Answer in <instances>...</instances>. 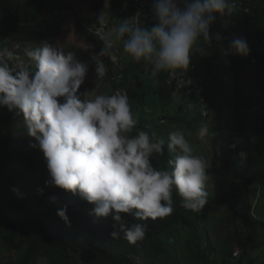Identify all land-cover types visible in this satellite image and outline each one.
I'll list each match as a JSON object with an SVG mask.
<instances>
[{
	"label": "trees",
	"instance_id": "16d2710c",
	"mask_svg": "<svg viewBox=\"0 0 264 264\" xmlns=\"http://www.w3.org/2000/svg\"><path fill=\"white\" fill-rule=\"evenodd\" d=\"M69 7L65 0H0V50L42 42L58 45L67 30L69 14L65 13ZM103 10L104 0L91 7V13ZM121 15L118 13L113 20L112 29L119 24ZM82 16L76 12L79 34L101 50L102 41L85 26ZM215 33H220L223 40L213 39L211 45H206L201 38L198 45L203 51L193 49L187 70L162 71L156 78L151 76L149 61H133L122 47L118 66L104 60L106 79L114 90L123 88L129 94V104L138 120L131 134L143 130L165 141L163 155L154 153L151 157L157 170H170L168 160L175 157L167 148L172 120L191 104L199 105L203 119L216 111L219 118L227 120V128L229 116L224 117L223 108L255 115L264 109L259 106L264 102V0H236L230 14H216L210 27V34ZM236 38L248 42L247 55L232 48ZM25 66L35 70L29 61ZM252 70L254 79L247 75ZM173 74L183 79L182 87L171 82ZM247 79L254 86L248 90L261 89L262 97L246 95L249 91L239 87ZM230 81L238 84V92L245 97L236 102L228 100ZM259 100V107H255ZM149 102L162 110L154 125L144 113ZM172 107L173 115L169 113ZM259 120L246 124L238 134L213 130L214 163L229 178L218 188L206 185L208 203L200 212L185 209L174 189L173 212L169 216L136 221L122 214L128 223L147 225L145 238L133 245L123 233L117 238L110 235L114 230L111 216L104 222L102 217L89 215L90 203L78 194L45 186L50 179L46 161L38 146H30L37 142L27 134L23 115L0 107V264H38L40 260L50 264H252L249 259L257 248L256 240L264 235V124L260 125ZM38 171L44 172L43 194L26 212H12L10 207L16 200L3 196L4 187L18 181L17 173L26 176ZM65 207L70 224L57 215Z\"/></svg>",
	"mask_w": 264,
	"mask_h": 264
},
{
	"label": "clouds",
	"instance_id": "9594fccd",
	"mask_svg": "<svg viewBox=\"0 0 264 264\" xmlns=\"http://www.w3.org/2000/svg\"><path fill=\"white\" fill-rule=\"evenodd\" d=\"M109 7L110 0H104V9ZM235 7L236 0H153L157 20L153 26L141 27L124 19L110 32L104 31L108 15L102 11L95 35L103 47L92 56L98 79L107 73L102 58L117 59L112 38L123 41V51L133 61H149L153 78L162 71L187 70L193 49L203 51L198 45L201 38L206 45L213 39L223 40L220 33L210 34L216 14H230ZM232 48L241 55L250 51L243 38L234 39ZM24 55L34 71L12 51L0 52V107L23 115L27 134L37 142L30 146H38L46 161L50 179L45 186L78 194L94 205L89 215L111 216L114 230L110 235L117 238L123 233L133 245L145 238L147 225L128 223L122 214L136 221L169 216L174 189L185 209H204L209 162L194 154L182 130L168 134V151L175 153L174 159L168 160L170 170H157L151 157L154 153L163 155L165 141L143 130L131 134L138 120L126 93H80L89 65L72 51L42 42L26 48ZM14 60L17 62L10 63ZM208 134L209 126L202 124L199 138L203 140ZM38 192L43 194V188ZM66 211V207L59 209L57 215L70 224Z\"/></svg>",
	"mask_w": 264,
	"mask_h": 264
},
{
	"label": "rangeland",
	"instance_id": "374dc122",
	"mask_svg": "<svg viewBox=\"0 0 264 264\" xmlns=\"http://www.w3.org/2000/svg\"><path fill=\"white\" fill-rule=\"evenodd\" d=\"M67 3L70 4L69 9L66 11L65 14H69L67 17V30H65L64 34L61 35L59 39L57 47H61L64 51H72L74 52L76 58L82 62H86L89 65V70L86 75L84 83L81 85L79 92H90L89 95H95V94H114L115 90L113 88L112 83L106 79V75L102 78L98 79L95 67H94V61L92 60L93 52L91 45L85 40L84 37H82L77 28H76V12H80L83 16V18L88 17L91 15V7L96 4L100 0H65ZM110 8L113 12V19L118 15V13L122 14L120 19H126L131 10H132V0H110ZM125 9V12H124ZM60 14V12H58ZM89 20H92V16ZM156 18L154 21H152L149 24V28L153 26L156 23ZM41 44V43H40ZM40 44H30L25 46L24 48H19V46H13L10 48H6L4 51L0 50V52H6V51H12L16 56L19 57V60L23 62L25 65L28 61L27 57L24 55V50L34 48ZM199 47H202V45H199ZM17 61H11V63H16ZM248 75V78H255L256 74L255 71H250ZM177 74H173L171 77V82L175 81V77ZM250 79H247V82L244 84H241L242 86H239L240 88H244L245 92L248 90V88L252 89L254 86L252 83L249 82ZM233 80V79H232ZM183 85V83H182ZM228 86H230V93L228 100L232 102H236L237 98H243L245 95L238 92L237 87L238 84L234 83L233 81L228 82ZM182 87V86H181ZM246 92V95L250 94L253 95L256 98H260L263 96V91L261 89H258V91H250ZM149 98V97H148ZM256 106L259 107L261 105L264 106V102L255 101ZM261 103L259 106H257ZM224 104L225 101H222ZM189 109H185L180 113V116L177 117V119L172 120V130L180 129L184 132L186 139L189 141L191 146L193 147V151L195 155L202 156L209 162V167L207 169V175L209 176V181L207 184H209V187L211 188H218L221 187L222 184L227 183V180L229 178V175L223 171L220 170L214 163V159L216 158V152L213 146V139L212 137L216 135V132H213L216 128H220V131L224 134H238L240 133L245 127V125L253 123L254 120L259 118V124H264V109H261L259 113L256 115L253 113L250 114H244L243 113H236L234 109L227 110L223 108V115L224 117L227 115L229 116L228 125L230 127H225V124L227 123V120L223 118H219L216 111L211 112L207 115L208 119H203L200 117L199 112V105L191 104L189 106ZM144 113L148 115V119L151 123V125L156 124L159 121V115L161 114V109L155 103H150L146 107ZM203 110V109H202ZM175 108H169V113L171 115L174 113ZM205 111L203 110V113ZM231 112V113H230ZM166 114V113H165ZM167 115V114H166ZM145 119V118H144ZM171 122V121H170ZM263 122V123H262ZM168 124V123H167ZM202 124H207L209 126V134L206 138L201 140L198 136V129ZM246 125V126H247ZM231 129V131H230ZM212 130V131H211ZM218 132V133H221ZM201 148L198 150V147ZM18 181L15 182L12 185H7L4 187L3 190V196L7 198L8 200H16L12 206L10 207V210L14 213L19 212H26L31 205H33L34 201L40 193L38 192V189L41 188V183L44 178V172L38 171V172H31L27 174L26 176H23L21 174H18ZM94 207V205L90 204V210ZM110 217V216H109ZM107 217V218H109ZM107 218L102 217V221L107 222ZM263 234L260 235L259 238H257V248L253 250L252 255L250 256L249 262L252 264H264V238ZM237 252V251H236ZM38 264H50L48 260H40Z\"/></svg>",
	"mask_w": 264,
	"mask_h": 264
},
{
	"label": "built area",
	"instance_id": "2783aa9c",
	"mask_svg": "<svg viewBox=\"0 0 264 264\" xmlns=\"http://www.w3.org/2000/svg\"><path fill=\"white\" fill-rule=\"evenodd\" d=\"M132 10L129 14V16L126 19H132L130 21V23L133 24H139V26L143 27H147L152 21L155 20V15L154 12L152 10V3L153 0H132ZM104 12H106V14L108 16H105L104 18V31L105 32H110V30L112 29V22L113 19V12L111 10V8L109 7L108 9H104ZM102 12V11H101ZM101 12H93L91 15H89L86 18H83L85 21V26L95 34L96 31V27H98V16ZM125 12V9H124ZM137 13H140L139 17L137 18ZM124 14V13H122ZM92 16V20H89L90 17ZM133 18H137V19H133ZM124 20V19H123ZM123 20H121L120 18L118 19V23H123ZM112 38V37H110ZM114 39V38H113ZM123 48V41H115L113 40V53L116 55L117 59L115 62L111 61L112 64L118 66L120 64V60H121V52L119 51V48ZM91 48H92V52L94 53H98L100 51L99 47L95 44H91ZM103 61L105 59H108L107 57H103L102 58ZM119 79H122V75L118 76ZM175 81L177 82V84L179 86H183L182 83L184 82L183 79L179 78L178 76L175 77ZM119 91L120 93H126L128 96V92L123 89V88H119L116 90V92ZM115 92V93H116ZM130 102V99H129ZM204 114H206V112H204ZM236 257L239 255V252H235L234 254Z\"/></svg>",
	"mask_w": 264,
	"mask_h": 264
}]
</instances>
